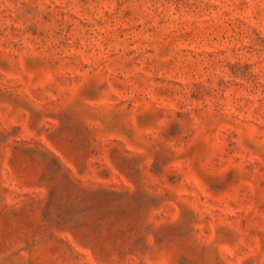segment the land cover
<instances>
[{
  "label": "rangeland",
  "instance_id": "rangeland-1",
  "mask_svg": "<svg viewBox=\"0 0 264 264\" xmlns=\"http://www.w3.org/2000/svg\"><path fill=\"white\" fill-rule=\"evenodd\" d=\"M0 264H264V0H0Z\"/></svg>",
  "mask_w": 264,
  "mask_h": 264
}]
</instances>
